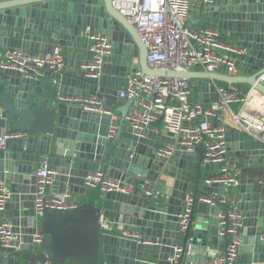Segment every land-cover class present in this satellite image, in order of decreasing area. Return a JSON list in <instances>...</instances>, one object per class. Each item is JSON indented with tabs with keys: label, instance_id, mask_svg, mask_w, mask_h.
<instances>
[{
	"label": "water",
	"instance_id": "obj_1",
	"mask_svg": "<svg viewBox=\"0 0 264 264\" xmlns=\"http://www.w3.org/2000/svg\"><path fill=\"white\" fill-rule=\"evenodd\" d=\"M190 12L201 17L204 25L228 33L233 49L225 53L240 74L230 75L226 63L221 64V73L151 68L135 25L114 8L112 0H0V49L48 54L60 46L65 53L56 82L49 69L44 78L33 80L0 66V135L23 134L0 149V183L7 184L11 192L4 214L21 243L17 250L0 241V264L46 260L54 264H172L170 258L177 247L182 248L178 264H208L211 247L226 241L219 235L218 214L231 205L241 215L237 264H264L262 191L255 190L253 183L241 184L235 193L219 183L205 184L206 191L225 195L233 204H195L182 230L179 215L186 197L201 192V167L216 173L223 163L204 164L203 143L188 151L181 144L183 133L176 137L167 127L161 131L162 141L176 144L177 149L170 158L160 160L155 132L137 136L124 125L135 99L118 96L120 81L138 71L193 80L201 88L199 102L204 104L220 100L218 82L245 83L243 94L254 88L264 95V84L258 79L264 73V0L193 2ZM86 27L111 41V52L104 57L103 71L97 77L84 69L93 58L90 42L83 35ZM61 95L96 97L111 112L85 110L82 103H67ZM250 103L264 111L259 99L252 98ZM115 112L121 113L119 121L113 119ZM225 138L229 158L251 164L264 158V143L242 128H229ZM44 162L58 170L50 198L67 191L86 192V176L99 169L133 190L100 192L73 209L49 210L38 222L36 168ZM157 187L167 191L164 199L146 193ZM197 205L203 218L195 223ZM38 228L45 235L40 245L33 239ZM126 231L140 232L150 243L130 238Z\"/></svg>",
	"mask_w": 264,
	"mask_h": 264
},
{
	"label": "built area",
	"instance_id": "obj_2",
	"mask_svg": "<svg viewBox=\"0 0 264 264\" xmlns=\"http://www.w3.org/2000/svg\"><path fill=\"white\" fill-rule=\"evenodd\" d=\"M210 2L212 0H112L114 8L135 25L141 40L147 47V62L151 68H169L175 71L201 68L214 72L222 63L229 66V74L235 75L234 60L225 53L233 47L223 40L222 31L215 27L187 25L190 7L193 2ZM83 35L90 42L93 52L91 61L84 69L91 77L101 75L104 57L111 52V41L102 32L91 31L86 27ZM64 65V55L60 46H55L48 54L32 53L22 49L6 50L0 59V66L16 70L22 76L39 80L45 77L47 70L53 72V80ZM264 84V73L258 77ZM220 96L218 102L209 104L192 101L193 86L189 80L176 77H159L142 74L140 71L127 76L126 86L119 89L120 98L135 99L133 108L127 115L128 125L137 136H144L150 126L163 120L166 127L176 137L183 133L181 144L188 151H195L203 143L204 164L223 163L219 171L205 179L206 184L219 183L224 189L239 186L241 169L237 159L227 156L225 138L229 125L224 119V112L229 111L246 133L264 143V111L250 103L257 98L264 102V95L251 88L247 94H239L234 85L218 84ZM60 99L67 103H82L85 110L110 113L101 100L96 97L61 95ZM238 104L237 111L231 107ZM2 108L0 106V112ZM214 122H216L214 124ZM19 131H10L0 135V149L6 147L11 138L22 137ZM176 144H164L157 148L156 157L168 159L176 152ZM58 170L49 162H44L36 169L37 188L35 192V212L39 220L49 210L67 211L78 203L72 200V193L64 192L49 197L50 186ZM88 189L99 188L100 192L111 190L130 192L129 186H122L121 181L113 179L103 169L90 172L85 178ZM148 195L158 196L159 190L146 191ZM11 198L9 186L0 183V211L5 210ZM205 202L212 205L232 203L225 195L206 193L194 197L188 194L185 206L179 215L181 229L185 230L193 213L195 204ZM233 204V203H232ZM219 235L226 239L225 248L218 252L208 264H237L239 256L240 236L237 228L241 225L240 212L231 205L222 209L219 214ZM130 238L148 244L140 232H124ZM264 240V233L261 236ZM34 243L40 245L45 235L37 229L33 235ZM0 241L3 246L21 249L18 234L13 231V223L9 219L0 222ZM181 247H177L171 256L172 264H178ZM21 264H30L23 261ZM39 264H54L51 260Z\"/></svg>",
	"mask_w": 264,
	"mask_h": 264
},
{
	"label": "crops",
	"instance_id": "obj_3",
	"mask_svg": "<svg viewBox=\"0 0 264 264\" xmlns=\"http://www.w3.org/2000/svg\"><path fill=\"white\" fill-rule=\"evenodd\" d=\"M192 10H193V8H192ZM195 12H197V11H195ZM187 25L192 27V28H196V27L201 26V25L205 26L202 23V21H201V17L197 18V17H195V14H193L191 12H190L189 17L187 19ZM222 36H223V40L225 42L229 43L228 33L225 32V31H222ZM6 50L7 49H0V52L4 53ZM63 55L65 56L64 52H63ZM195 70L204 71L201 68H196ZM221 72H222V67L220 66L213 73H221ZM238 74H240V73L237 71L235 73V75H238ZM128 75L129 74H127L125 77H123L121 79V81H120V89L123 88L124 86H126L127 76ZM57 79H59V76H58ZM189 81H190V83L193 86V92H192V95H191V100L192 101H199V93L201 92V88L200 87H195L194 84H193V80H189ZM218 84H223L224 85L225 83L218 82ZM247 86L248 85L245 84V83H240V84L234 85V87H236V89L238 90L239 94H243V92H244V90H245V88ZM127 107L128 106L125 107L126 110H127ZM231 107H232V109L234 111H237L238 104H232ZM132 108H133V104H131L128 107V112L129 113L132 110ZM120 117H121V113L120 112H115L113 114V119L115 121H119ZM223 117H224L226 123L229 125V128H239L240 127L238 122L235 120V118L232 116V114L229 111H225ZM124 125H125L126 128H129L128 122L125 123ZM164 127H166L164 121L160 120V121H157V122L153 123L150 126V128L148 129V130H152L153 132H155L157 134L155 142L158 145H160V146L164 145V144H167L166 142L162 141V136H161V131H162V129ZM144 148H145V146H144ZM198 156H199V154L197 152L196 160H198ZM233 159H237V158H233ZM237 160L239 161V166H240V169H241V173H240V176H239V178L241 180V184H243V183H253L255 185V190L262 191L263 194H264V158L263 159H259L258 162L252 163V164L251 163H245L242 159H237ZM200 172H201L202 176H201L200 181L198 182V187L201 190V192L198 193V196L201 195V194L209 193V191H206L204 189V185L206 184L205 183V179L208 176L213 174L211 171L206 170L204 166L201 167ZM195 176H196V172L194 171L193 172V184H194V186L197 185V183L194 180ZM240 185L239 186H231L230 188H228L229 192L230 193H235L239 189ZM194 186H193V188H194ZM157 188H158V190H160V195L162 196V199H164L167 191H161V189L159 187H157ZM132 190H133V188L130 187V191H132ZM67 192L72 193V200L75 201L76 203L85 202L88 198L94 197L95 195L97 196L100 193V191L93 190V189H87L86 192H84V193H81L80 191L77 192V193L76 192H72V191H67ZM202 218H203V214L199 213L198 205H197L196 209H195V213H194V222L196 223V222H198V220H200V219L202 220ZM4 219H7L5 217L4 211L3 212L0 211V222L2 220H4ZM40 220H39V222H40ZM225 244H226V242L224 240H222V241L219 242V244H217L215 246H212L211 247L212 248L211 256L209 257L208 260H211L218 252L223 251L224 248H225Z\"/></svg>",
	"mask_w": 264,
	"mask_h": 264
}]
</instances>
